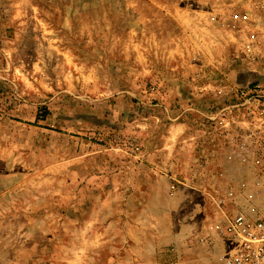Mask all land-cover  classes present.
Listing matches in <instances>:
<instances>
[{
	"label": "rangeland",
	"instance_id": "1",
	"mask_svg": "<svg viewBox=\"0 0 264 264\" xmlns=\"http://www.w3.org/2000/svg\"><path fill=\"white\" fill-rule=\"evenodd\" d=\"M261 35L257 0H0V264H219Z\"/></svg>",
	"mask_w": 264,
	"mask_h": 264
},
{
	"label": "built area",
	"instance_id": "2",
	"mask_svg": "<svg viewBox=\"0 0 264 264\" xmlns=\"http://www.w3.org/2000/svg\"><path fill=\"white\" fill-rule=\"evenodd\" d=\"M257 3L264 10V0ZM241 20L249 22L247 15ZM245 44L244 55L264 64V36ZM229 97L234 103L214 121L218 120L216 130L227 147L226 159L242 176L236 180L237 191L225 193L233 211L221 212V223L211 230L225 243L219 264H264V77L232 89Z\"/></svg>",
	"mask_w": 264,
	"mask_h": 264
}]
</instances>
